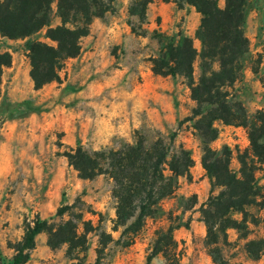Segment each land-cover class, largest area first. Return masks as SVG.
I'll return each mask as SVG.
<instances>
[{"label": "rangeland", "instance_id": "obj_1", "mask_svg": "<svg viewBox=\"0 0 264 264\" xmlns=\"http://www.w3.org/2000/svg\"><path fill=\"white\" fill-rule=\"evenodd\" d=\"M57 1L52 27L60 25L55 15ZM131 2L119 0L114 13L94 20L96 24L123 25L118 34L104 40V50L86 57L94 42L83 39L80 56L66 62L60 80L40 90L30 76L27 39L0 37V53L12 54V66L4 69L0 84V252L8 264L15 254L12 247L37 218L78 222L79 234L86 237V251L79 256L85 264H146L157 233L169 228L177 243L179 264H215L205 244L207 227L201 211L219 191H213L202 165L203 144L194 127L197 105L191 98L189 80L157 75L152 65L153 59L183 37L192 39L200 52L202 44L196 33L202 16L186 0H152L147 23L141 25L129 15ZM218 5L224 8L225 0H218ZM133 26L142 27L144 35L135 33ZM46 33L47 29L32 39L54 45ZM245 34L249 50L230 92L254 120L264 112V0H248ZM200 76L198 59L194 80L198 82ZM214 126L219 134L212 149L219 156L231 153V168L238 172L239 156L251 147L249 130L221 121ZM137 134L149 142L175 136V146L190 151L194 166L189 176L177 179L174 194L156 206L140 230L125 235V229L116 223L112 180L105 176L80 178L64 154L78 146L93 152L132 145ZM256 177L263 198L247 208L249 236L244 238L231 229L229 245L223 248L232 264H264V254L254 260L246 248L247 242L264 239V164ZM67 207L66 214L58 216ZM234 217L243 219L241 214ZM130 238L131 244L125 246ZM72 262L68 246H49L45 233L37 238L27 264ZM153 264L165 262L158 257Z\"/></svg>", "mask_w": 264, "mask_h": 264}, {"label": "trees", "instance_id": "obj_2", "mask_svg": "<svg viewBox=\"0 0 264 264\" xmlns=\"http://www.w3.org/2000/svg\"><path fill=\"white\" fill-rule=\"evenodd\" d=\"M119 0H58L55 15L60 25L52 27L53 5L56 0H0V37L26 40L31 65L30 76L35 89L60 80V73L68 60L82 52V40L90 35L95 19L114 13ZM201 14L196 33L202 44L199 52L188 37L174 42L165 53L152 60L157 75L183 77L189 80L194 110L195 129L203 144L202 165L207 172L213 191L202 206V217L207 227L205 244L215 264H232L224 256L229 245L228 231L237 230L244 238L249 236L248 207L258 205L263 198L262 187L256 174L264 164V112L250 120L244 105L234 101L230 89L239 80L242 60L249 50L245 34L248 0H225L224 8L218 0H186ZM152 0H132L129 15L138 23H147ZM47 29L46 38L54 45L32 39ZM133 31L144 35L142 27ZM200 60L201 76L194 80V65ZM12 66V54L0 53V84L5 68ZM242 126L249 130L251 147L239 156L240 170L231 168V153L219 156L211 147L218 137L215 123ZM64 156L79 177L93 180L100 176L113 182L112 196L116 202V223L125 235L137 233L145 219L155 213L156 206L171 197L179 177L189 176L194 160L185 147L175 146V136L149 142L137 134L134 144L119 148L88 152L82 146L70 149ZM69 207L58 212L64 216ZM241 214L242 220L234 217ZM78 218L77 221H81ZM48 234L49 246H68L71 264H85L80 254L86 251V237L79 234V223L73 220L56 223L37 218L27 226L21 241L12 249L15 254L10 264H27L37 246V238ZM131 244V238L124 243ZM251 259L264 254V239L246 244ZM177 243L173 229L160 230L146 264L161 257L165 264H179ZM0 264H8L0 252Z\"/></svg>", "mask_w": 264, "mask_h": 264}, {"label": "crops", "instance_id": "obj_3", "mask_svg": "<svg viewBox=\"0 0 264 264\" xmlns=\"http://www.w3.org/2000/svg\"><path fill=\"white\" fill-rule=\"evenodd\" d=\"M123 27V25H118V23L116 24H110V25H105V24H96L93 23L91 26V34L86 37L85 39L91 38L90 42H94L92 48L90 47L87 51L85 56L89 57L91 55H96L98 52H101L104 49H101L104 46V40L107 41L108 38L112 37L114 34H118L119 33V29ZM101 28L102 30L99 32V35L96 36L97 39H95L96 37L94 36L95 33L97 32V29ZM93 36V37H91ZM94 51H93V50Z\"/></svg>", "mask_w": 264, "mask_h": 264}]
</instances>
